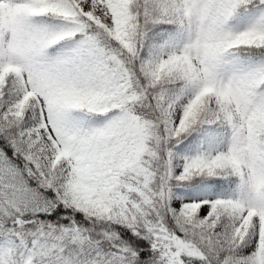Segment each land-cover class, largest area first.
<instances>
[{"label": "snow or ice", "instance_id": "snow-or-ice-1", "mask_svg": "<svg viewBox=\"0 0 264 264\" xmlns=\"http://www.w3.org/2000/svg\"><path fill=\"white\" fill-rule=\"evenodd\" d=\"M0 264H264V0H0Z\"/></svg>", "mask_w": 264, "mask_h": 264}]
</instances>
